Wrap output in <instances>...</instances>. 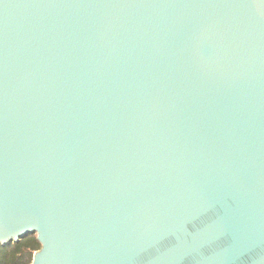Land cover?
<instances>
[{
  "label": "water",
  "instance_id": "95a60500",
  "mask_svg": "<svg viewBox=\"0 0 264 264\" xmlns=\"http://www.w3.org/2000/svg\"><path fill=\"white\" fill-rule=\"evenodd\" d=\"M31 264H264V0H0V246Z\"/></svg>",
  "mask_w": 264,
  "mask_h": 264
},
{
  "label": "trees",
  "instance_id": "16d2710c",
  "mask_svg": "<svg viewBox=\"0 0 264 264\" xmlns=\"http://www.w3.org/2000/svg\"><path fill=\"white\" fill-rule=\"evenodd\" d=\"M40 248L35 234L17 242L0 246V264H31L33 253Z\"/></svg>",
  "mask_w": 264,
  "mask_h": 264
}]
</instances>
